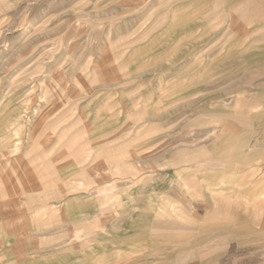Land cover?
I'll return each mask as SVG.
<instances>
[{
    "label": "rangeland",
    "instance_id": "obj_1",
    "mask_svg": "<svg viewBox=\"0 0 264 264\" xmlns=\"http://www.w3.org/2000/svg\"><path fill=\"white\" fill-rule=\"evenodd\" d=\"M263 178L264 0H0V264H264Z\"/></svg>",
    "mask_w": 264,
    "mask_h": 264
},
{
    "label": "crops",
    "instance_id": "obj_2",
    "mask_svg": "<svg viewBox=\"0 0 264 264\" xmlns=\"http://www.w3.org/2000/svg\"><path fill=\"white\" fill-rule=\"evenodd\" d=\"M251 191H252L251 193H255L254 195H257L258 197L263 196V198L261 200H264V178H263V180L260 179V180L256 181L253 184ZM260 224H262V226L264 227V220L263 221L261 220ZM257 229L259 231L258 227H257Z\"/></svg>",
    "mask_w": 264,
    "mask_h": 264
}]
</instances>
